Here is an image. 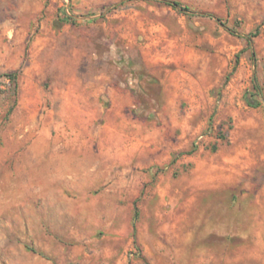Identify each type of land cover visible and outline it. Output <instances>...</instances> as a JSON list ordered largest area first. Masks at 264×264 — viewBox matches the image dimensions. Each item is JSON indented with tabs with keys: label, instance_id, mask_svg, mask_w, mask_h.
<instances>
[{
	"label": "rangeland",
	"instance_id": "rangeland-1",
	"mask_svg": "<svg viewBox=\"0 0 264 264\" xmlns=\"http://www.w3.org/2000/svg\"><path fill=\"white\" fill-rule=\"evenodd\" d=\"M174 1L0 0V264H264V0Z\"/></svg>",
	"mask_w": 264,
	"mask_h": 264
},
{
	"label": "trees",
	"instance_id": "trees-1",
	"mask_svg": "<svg viewBox=\"0 0 264 264\" xmlns=\"http://www.w3.org/2000/svg\"><path fill=\"white\" fill-rule=\"evenodd\" d=\"M162 2L167 5V6H170V7H173L174 9H177V10H180V11H183V12H189L191 11V9L188 7V6H184L182 3H180L179 1H174V0H162ZM207 17H210L214 20H216L218 23L222 24L223 25V20L214 15V14H207L206 15ZM69 20H73V17H70ZM259 35V30L256 31V33L254 34H251L247 37L248 39V46H249V49L252 51V56L253 58L255 59L256 57V52L255 50L253 49V40L254 38L258 37ZM4 77H8V78H12V79H16V73H12V74H7V75H4ZM253 89H254V92H247L246 93V96H245V99L248 103L249 106L251 107H257L259 106V103L256 101V94H260L261 93V88L259 87L258 83H257V80L256 78L254 79V86H253ZM256 93V94H255ZM139 208L137 207V205L135 206V221L138 220L139 218ZM134 228L136 229V225H134Z\"/></svg>",
	"mask_w": 264,
	"mask_h": 264
}]
</instances>
